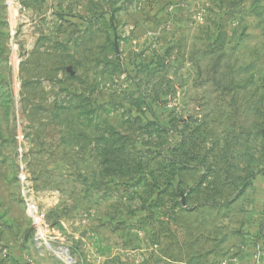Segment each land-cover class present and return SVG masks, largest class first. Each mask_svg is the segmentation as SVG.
Instances as JSON below:
<instances>
[{
  "label": "rangeland",
  "instance_id": "rangeland-1",
  "mask_svg": "<svg viewBox=\"0 0 264 264\" xmlns=\"http://www.w3.org/2000/svg\"><path fill=\"white\" fill-rule=\"evenodd\" d=\"M264 0H0V264H264Z\"/></svg>",
  "mask_w": 264,
  "mask_h": 264
},
{
  "label": "crops",
  "instance_id": "crops-1",
  "mask_svg": "<svg viewBox=\"0 0 264 264\" xmlns=\"http://www.w3.org/2000/svg\"><path fill=\"white\" fill-rule=\"evenodd\" d=\"M258 184H259V187H258V195H259V198H258V201L260 203L264 202V174H262L260 176V179L258 180ZM264 216V215H263ZM263 221H264V217H263Z\"/></svg>",
  "mask_w": 264,
  "mask_h": 264
}]
</instances>
